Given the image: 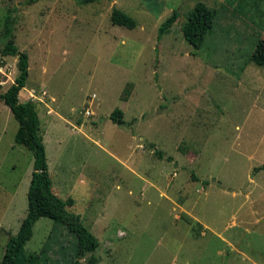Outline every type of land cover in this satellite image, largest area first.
I'll list each match as a JSON object with an SVG mask.
<instances>
[{
    "label": "rangeland",
    "instance_id": "obj_1",
    "mask_svg": "<svg viewBox=\"0 0 264 264\" xmlns=\"http://www.w3.org/2000/svg\"><path fill=\"white\" fill-rule=\"evenodd\" d=\"M197 1L218 11L194 48L181 27ZM9 36L28 55L18 98L36 104L52 191L74 200L99 264H264V0H0ZM16 74L0 55V94ZM17 127L0 100V262L33 165ZM75 246L41 217L24 249L67 264Z\"/></svg>",
    "mask_w": 264,
    "mask_h": 264
},
{
    "label": "trees",
    "instance_id": "obj_2",
    "mask_svg": "<svg viewBox=\"0 0 264 264\" xmlns=\"http://www.w3.org/2000/svg\"><path fill=\"white\" fill-rule=\"evenodd\" d=\"M93 1L96 0H80L82 3ZM217 11L218 9L211 8L202 1H197L194 4L192 9L188 11L186 21L181 27L183 37L188 44L194 48H199L203 44L207 33L212 31ZM177 17V12L173 10L160 24L158 36L168 32ZM110 20L113 24L129 29L136 26L133 17L116 7L111 10ZM7 22L8 18L6 17V25ZM5 29L6 34H10V27L6 26ZM0 55L17 57V74L8 88L0 94V100L10 109L18 123L14 135L15 142L25 146L33 157L30 182L26 194V215L22 219L16 234L9 237L0 264L43 263L45 255H42V258V253L26 252L24 249L25 244L33 234L35 222L41 217L63 225L75 237V251L67 264H99V257L95 254L99 247L98 238L83 224L80 215L66 209V206L73 205L74 200L71 197L63 200L52 191L36 104L30 99L24 102L19 101L18 94L24 88L28 77V55L18 49L11 36L7 42L0 45ZM122 115V110L115 108L110 114V119L117 124H123ZM259 170H264V161L260 166L254 168V171Z\"/></svg>",
    "mask_w": 264,
    "mask_h": 264
}]
</instances>
